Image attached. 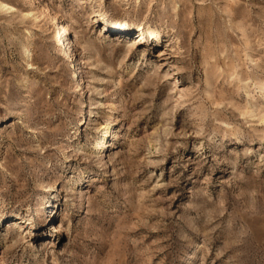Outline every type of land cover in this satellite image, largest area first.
<instances>
[{
	"label": "rangeland",
	"instance_id": "obj_1",
	"mask_svg": "<svg viewBox=\"0 0 264 264\" xmlns=\"http://www.w3.org/2000/svg\"><path fill=\"white\" fill-rule=\"evenodd\" d=\"M0 264H264V0H0Z\"/></svg>",
	"mask_w": 264,
	"mask_h": 264
},
{
	"label": "bare ground",
	"instance_id": "obj_2",
	"mask_svg": "<svg viewBox=\"0 0 264 264\" xmlns=\"http://www.w3.org/2000/svg\"><path fill=\"white\" fill-rule=\"evenodd\" d=\"M30 1V3H32V0H29ZM4 7H6L7 8V10H11V9H13V6H8V5H5ZM44 5L42 6H40L39 8V10H41V12L42 11H44ZM30 8V7H29ZM36 16V15H35ZM52 19L54 20V22L56 23V26L59 24L58 22H57V19H56V17H52ZM116 26V25H115ZM118 27H122V26H118ZM140 32H142V31H144V29L141 27V29L139 30ZM143 36V35H142ZM142 36H139V37H136L137 39H138V41L134 44V45H136L137 43H139L140 41H143V37ZM77 53H74V56H75V58L77 57V55H76ZM76 60V63H74V66H72L71 67V71L72 72H75V73H73L74 75V78H79V80H78V83H77V85H76V89H75V93H78V94H80V93H83L84 91H85V82H84V79H83V77H81L80 75H79V71H80V67H79V65H78V59L76 58L75 59ZM74 62V61H73ZM72 62V63H73ZM114 111V110H113ZM84 123V120H82V123H81V125ZM86 123L87 122H85L82 126H85L86 125ZM97 144H99V143H97ZM54 233H59V230H58V228L57 227H54ZM192 258H194V256H192Z\"/></svg>",
	"mask_w": 264,
	"mask_h": 264
}]
</instances>
